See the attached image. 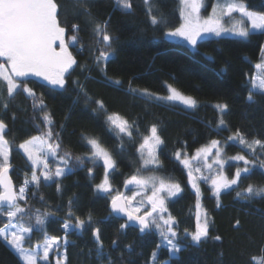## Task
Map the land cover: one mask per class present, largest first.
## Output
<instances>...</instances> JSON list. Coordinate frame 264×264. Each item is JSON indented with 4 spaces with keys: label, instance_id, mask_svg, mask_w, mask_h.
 <instances>
[{
    "label": "snow or ice",
    "instance_id": "6c2138e0",
    "mask_svg": "<svg viewBox=\"0 0 264 264\" xmlns=\"http://www.w3.org/2000/svg\"><path fill=\"white\" fill-rule=\"evenodd\" d=\"M73 3L77 8L72 13L73 18L81 15L86 17L87 43L80 35L82 29L79 23H71L69 26L68 13L60 0H0V58L6 61V65L0 63V106L7 110L15 98L23 94L26 100L31 101L33 113L40 114L39 117L36 115L32 117L33 126L38 134L30 136L18 145L31 166L30 174L24 173L18 187L9 176V169L12 167L9 159L10 149L13 142L6 138L8 126L0 119V225H2L0 240L6 242L22 264L48 262L50 254L54 256L55 264H68L67 249L70 244L74 246V242L69 237L73 233L83 236L89 228L94 245L95 264H117V259H114L110 252L105 251L101 228L93 226L106 221H93L91 213L84 218L76 215L71 197L66 206L67 211L61 218L58 216L61 205L52 208L40 192L41 185L50 187L55 184L57 194H62L63 177L83 168L86 163L98 167L102 162L103 178L94 185V190L100 194H110L112 191L110 176L117 170V162L112 151L99 137L81 132L80 139L88 151L74 156L71 150H66L62 140L66 125L61 123L57 130L53 113L45 102V94L42 92L38 96L30 86L36 81L29 78L34 77L43 81L42 87H46L50 93L67 91L68 77L77 67L82 71L86 68L91 71V67H95L104 74L106 83L116 88L121 86L120 79L107 76L108 64L115 57L117 49L114 45L118 39L109 30L111 18L98 20L91 12L88 0H73ZM115 3L119 10L131 14L132 0H115ZM144 3L148 6L147 15L151 26L155 28L164 24L162 36L165 40L183 44L194 52L205 40L225 36L247 40L254 33L264 34V12L249 9L244 0H223V2L214 0L211 12L206 17L201 14L202 9L205 8V0H179L181 22L175 27L169 26L166 19L162 16L158 18L153 13L150 0H144ZM62 11H64L63 22ZM234 13H238L240 19H232ZM226 18L232 22L227 23ZM68 31L72 35L66 39ZM70 49H74L75 54ZM85 51L88 53V59L81 64L77 55ZM260 52L261 58L254 65L255 71L251 75L245 73L251 85L246 97L249 104L257 103L256 95L264 98V45L260 46ZM205 55L207 59H212L211 56ZM72 83L78 89L73 104L80 98L84 99L86 107L95 103L93 112L105 113L108 130H118L116 138L121 141L118 145L121 152L124 151L123 137L126 136L130 141H134V132L141 137L139 147L136 149L142 161L140 168L124 180L126 188L132 186L135 190L132 191L131 196L120 193L111 196L109 218L126 217L124 223L119 225L118 234H126L129 227L138 228L140 235L155 231L158 242L146 264H156L162 249L167 250L168 256L161 264H171L172 259L178 260L179 253L189 245L180 243L178 221L169 211L168 202L183 191L181 184L171 178L139 174L149 165L153 166V169L162 167L157 149L165 142L159 125L152 123L146 129L147 134L141 133L137 120L129 122L118 113H107L103 102L93 101L80 80H73ZM166 87L168 94L159 96L148 89L133 87L129 81L127 93L134 98L178 102L185 109L194 110L199 106L198 101L192 96L183 94L170 84ZM212 107L218 115L215 130L219 133L228 128L224 116L229 111V105L227 102H217ZM69 118L70 111L65 114L64 120ZM13 119H15L14 114ZM229 142L247 149L253 158L249 159L240 152L226 157L224 147ZM173 155L187 169V182L196 197L195 229L193 231L185 229L184 239L190 238V246L198 247L209 237L211 227L210 216L207 210L202 208V192L198 181L202 180L210 185L211 194L217 200L216 206L220 207L219 200L223 192L239 187V182L249 178L255 169L264 170V158H261L264 156V139L249 140L246 134L237 128L223 142L211 139L207 144L197 148L191 156L186 149L180 148L176 149ZM193 161L198 164L195 168ZM230 161L235 162L236 166L234 174L229 178L225 174V165ZM93 167L88 168L90 177L93 175ZM205 172L207 174H204ZM261 174L264 175V172ZM137 197L143 199L137 201ZM236 198L245 201L264 198V184L249 183L240 191H236ZM145 203L147 207H144ZM37 204L40 206H36ZM50 219L55 220L59 225L62 236L49 234ZM236 223L238 225L239 221ZM34 233L36 241L30 243ZM214 239L221 238L216 236ZM117 246L118 239H113L111 247ZM125 250L131 254L133 245H125ZM261 253L259 258L252 256L249 264H264V247L261 248ZM87 259L89 261L93 259V249L88 250ZM118 260L119 264H126L123 255L118 257ZM127 264H134V261H128Z\"/></svg>",
    "mask_w": 264,
    "mask_h": 264
},
{
    "label": "trees",
    "instance_id": "16d2710c",
    "mask_svg": "<svg viewBox=\"0 0 264 264\" xmlns=\"http://www.w3.org/2000/svg\"><path fill=\"white\" fill-rule=\"evenodd\" d=\"M65 5L68 13V23L81 25L80 35L87 43L88 29L86 17L73 18L72 13L77 10L73 0H60ZM214 0H205V12L210 9ZM223 2V0H221ZM249 9L264 12V0H244ZM92 14L100 21L111 18L109 30L118 37L114 47L117 49L115 57L109 62L107 76L120 79L119 88L106 83V77L95 67L91 71L87 68L83 71L77 67L68 77L67 91L50 93L43 83L37 78L30 84L39 96L42 92L49 109L53 113L57 130L64 123L62 140L66 150H71L73 155H81L88 151L81 141V132L99 137L106 147L113 153L117 162V170L111 173L110 183L112 190L121 192L126 177L136 173L140 168L139 157L136 149L141 142V137L134 132V141L123 137L124 151L121 152L118 145L121 141L116 138L117 132L109 131L105 123L104 112H93L95 103L85 106L83 98L73 104L77 97L78 89L73 85V80H80L84 84L87 93L93 101L100 100L105 105L107 113H118L124 119L137 120L140 132L147 134L146 129L157 123L161 129L164 144L157 149V155L162 162L158 169H142L143 172H154L158 175L171 178L179 182L183 191L178 197L168 202V208L177 218L180 243L189 245L179 253V259H172L171 264H249L252 256L259 258L261 248L264 247V198H254L249 201L236 198V191H240L249 183L264 184V170L255 169L253 174L239 182V187L223 192L220 196V207L217 200L211 194L210 185L200 183L202 192V208L207 210L210 216L209 237L202 241L198 247L190 246V238L184 239V230L195 229V203L196 197L193 189L187 182L186 169L174 158L176 149H186L191 154L201 145L211 139L224 141L231 132L239 128L249 140L252 138L264 139V98L256 95L257 103L249 104L246 100L251 85L249 77L254 71V65L261 56L260 46L264 45V34L254 33L247 40L238 37L225 36L213 38L201 42L194 52L183 44L167 41L162 33L164 24L157 27L151 26L147 15L148 6L144 0H132L131 14H125L119 10L115 0H88ZM153 13L166 19L169 26H178L181 22L179 15V0H150ZM64 20V11L61 13ZM72 35L66 32V39ZM75 54L74 49H70ZM212 59L206 58V55ZM81 64L88 59L85 51L77 55ZM0 62H5L0 58ZM86 77H89L86 79ZM131 81L132 86L144 88L149 91L164 94L167 84L179 91L191 95L199 106L196 109H185L176 103L164 101H151L134 98L127 93ZM6 95V92H5ZM227 102L229 111L224 116L228 128L215 130L218 115L212 107L214 103ZM70 111V118L64 120L66 113ZM13 114L15 119H13ZM39 113H33L31 101L26 100L23 94L18 95L9 105L7 110L0 106V119L7 124L6 138L12 141L10 149V177L16 187L23 180L25 172L30 174L31 166L27 157L19 150L18 145L38 131L33 126L32 117ZM209 122L211 124L209 125ZM229 129L231 131H229ZM226 155H234L240 152L253 157L247 149L229 142L224 147ZM261 158H264L262 156ZM54 167V165H52ZM234 163L229 162L225 166L228 176L234 174ZM93 167L86 163L83 168L62 178V194H57L55 184L50 187L41 185L40 192L45 196L52 208L58 204L61 209L59 217H63L67 211L68 200L74 201L72 207L76 215L84 218L91 213L93 221H106L93 226L101 228V238L106 252H110L114 259L123 255L127 264H146L153 249L158 242L155 231L140 235L138 228L129 227L126 234L119 235V225L123 219L110 217L109 194L95 192L94 185L99 183L103 176L101 166L93 167L92 177L88 174V168ZM29 195L31 193L29 192ZM23 203V202H21ZM36 203V201H32ZM40 206V205H36ZM237 221L239 224L237 225ZM2 226V225H0ZM48 230L50 235L62 236V230L55 220L50 219ZM219 236L221 239H214ZM69 239L74 242L67 249L68 264H95L94 245L89 228L83 236L73 233ZM113 239H118V246L111 247ZM36 234L32 236L30 243H35ZM132 244L133 251L129 254L125 245ZM93 249V259H87V252ZM6 244L0 240V264H22L16 256H12ZM166 249H162L156 264H161L167 259ZM38 264H55L50 254L48 262L38 261Z\"/></svg>",
    "mask_w": 264,
    "mask_h": 264
},
{
    "label": "rangeland",
    "instance_id": "374dc122",
    "mask_svg": "<svg viewBox=\"0 0 264 264\" xmlns=\"http://www.w3.org/2000/svg\"><path fill=\"white\" fill-rule=\"evenodd\" d=\"M206 6V5H205ZM212 6V5H211ZM210 6V7H211ZM211 12V8L210 9H208V11H206L205 12V10L204 9H202V12H201V14H202V16H207L209 13ZM232 19H240V17H239V14L238 13H234L233 14V18ZM226 22L227 23H231L232 22V20H229L228 18H226ZM245 23H247V21H246V19H245ZM260 58H261V56H260ZM260 58H259V60H260ZM259 60L257 61V62H259ZM0 63H3V64H5V62H0ZM167 85H169V84H167ZM139 89H144V88H139ZM151 93H154V94H156V95H159V96H166L167 94H168V92L166 91V93H164V94H159V93H155V92H152V91H150ZM183 93V92H182ZM183 94H185V93H183ZM185 95H187V94H185ZM189 96H191V95H189ZM194 98V97H193ZM164 102H166V101H164ZM169 103H173V102H169ZM176 104H178V105H180L181 107H184L183 105H181V104H179L178 102H175ZM215 104V103H214ZM116 132L118 131V130H115ZM207 144V143H206ZM205 145V144H204ZM138 147H139V145H138ZM145 151V154H146V152H147V150L145 149L144 150ZM195 151H193L191 154H189L190 156L194 153ZM138 153V152H137ZM235 155V154H234ZM227 156H232V155H226V157ZM138 157H139V164L141 165V158H140V153H138ZM231 162V161H230ZM202 163V162H201ZM231 163H234L235 164V162H231ZM192 164H193V168H195L196 166H198V164H197V162L196 161H193L192 162ZM240 164H241V166H243V164H242V162H240ZM182 165V164H181ZM227 165V164H226ZM225 165V166H226ZM183 166V165H182ZM235 166H236V164H235ZM235 166H234V172H235ZM184 167V166H183ZM149 168H153V166H151V165H149L148 166V168L147 169H149ZM186 171H187V169H186ZM139 174H141V175H144V176H148V175H157V176H161V175H158V174H156V173H154V172H140ZM204 174H207L206 172L204 173ZM225 174L227 175V173L225 172ZM196 175H200V174H196ZM228 176V175H227ZM162 177H164V176H162ZM102 178H103V176H102ZM101 178V179H102ZM164 178H167V177H164ZM229 178H230V176H229ZM172 180V179H171ZM101 181V180H100ZM201 182H204V181H202V180H199L198 181V183H199V185H200V183ZM209 185V184H208ZM135 189H132V190H129V191H126L125 193H124V195L125 196H131L132 195V191H134ZM119 192L117 191V190H112L111 191V193L109 194L110 195V197L111 196H114V195H116V194H118ZM148 194L150 195L151 193H150V191H148ZM141 199H143V197H137V201H139V200H141ZM148 205L145 203V205H144V207H147ZM143 210V209H142ZM3 241V240H2ZM4 242V241H3ZM5 244H6V242H4ZM6 247L9 249L8 251L10 252V254H12V256H16V257H18L15 253H14V251L6 244ZM52 255V254H51ZM52 257H53V259H54V256L52 255ZM54 261H55V259H54Z\"/></svg>",
    "mask_w": 264,
    "mask_h": 264
},
{
    "label": "water",
    "instance_id": "95a60500",
    "mask_svg": "<svg viewBox=\"0 0 264 264\" xmlns=\"http://www.w3.org/2000/svg\"><path fill=\"white\" fill-rule=\"evenodd\" d=\"M42 83H44L43 81H41ZM9 172H10V169H9ZM9 176H10V173H9ZM132 189H134L132 186H129V187H123V190L121 191V192H119L120 194H123L124 195V193L126 192V191H129V190H132ZM117 195V194H116ZM110 201H111V199H110ZM110 201H109V207H110V211H111V205H110ZM120 219H123V220H125L126 219V217H123V218H120Z\"/></svg>",
    "mask_w": 264,
    "mask_h": 264
}]
</instances>
